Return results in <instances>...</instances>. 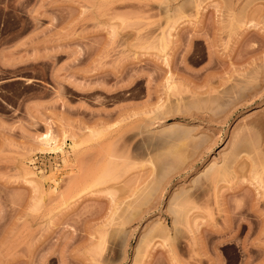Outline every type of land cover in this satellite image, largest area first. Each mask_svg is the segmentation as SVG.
I'll use <instances>...</instances> for the list:
<instances>
[{
	"label": "rangeland",
	"instance_id": "374dc122",
	"mask_svg": "<svg viewBox=\"0 0 264 264\" xmlns=\"http://www.w3.org/2000/svg\"><path fill=\"white\" fill-rule=\"evenodd\" d=\"M0 264H264V0H0Z\"/></svg>",
	"mask_w": 264,
	"mask_h": 264
},
{
	"label": "bare ground",
	"instance_id": "6f19581e",
	"mask_svg": "<svg viewBox=\"0 0 264 264\" xmlns=\"http://www.w3.org/2000/svg\"><path fill=\"white\" fill-rule=\"evenodd\" d=\"M49 131V132H47ZM44 134L41 135L40 139H41V143L39 140V146L38 149L41 153H56V152H61L63 151V144L64 142V136H61V138L59 136H54L53 134L51 135L50 130H47ZM63 137V138H62ZM72 143L69 145L68 148L72 149ZM29 173V172H28ZM33 173L30 171V174ZM51 174L48 175V177L46 179L49 178ZM46 177V176H44ZM51 177H53V174L51 175ZM50 177V178H51ZM43 178V176H42ZM45 179V178H44Z\"/></svg>",
	"mask_w": 264,
	"mask_h": 264
}]
</instances>
